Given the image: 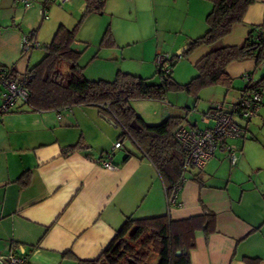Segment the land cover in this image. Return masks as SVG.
<instances>
[{
    "label": "crops",
    "instance_id": "0c3cea01",
    "mask_svg": "<svg viewBox=\"0 0 264 264\" xmlns=\"http://www.w3.org/2000/svg\"><path fill=\"white\" fill-rule=\"evenodd\" d=\"M31 1L32 6L23 10L13 0H0V65L18 74L43 56L34 51L21 55V38L26 32L42 30L49 41L60 24L73 27L85 9L82 0L69 1L66 10L53 9L48 0ZM135 1L105 0L103 13L84 18L74 42V48L82 52L80 59L94 48L90 60L81 64L79 59L84 76L87 63L102 60L117 66L97 71L98 78L85 76L87 79L110 81L122 71L157 81L154 59L159 51L177 56L174 63L184 65L173 66L171 76L178 83H187L197 73L195 63L211 48L198 46L182 53L191 39L206 31L205 16L211 3L141 0L157 16L156 29L145 45L138 29L117 22L126 12L138 10ZM41 4L50 10L47 20L37 14ZM109 15L117 17L116 21L109 20ZM107 25L116 44L108 48L100 46ZM252 28L264 37V0H255L242 22L234 24L214 46L241 45ZM163 31L168 35H162ZM178 47L183 49L180 55L173 52ZM119 60L135 66L123 71ZM225 70L232 82L228 90L211 86L199 91L198 99L172 91L163 100L135 99L130 106L147 125L184 117L182 125L210 126L200 116L215 102L233 112V105L244 96V74L264 91V61H231ZM106 110L73 106L36 111L17 103L1 116L0 257L13 254L22 257L24 264H77L96 259L129 217L140 220L167 215L178 220L208 211L216 218L214 233L196 235L190 264H245V259L264 264V103L258 116L246 125V135L227 141L236 147V165H230L226 146L219 147L204 168L187 171L179 206L171 207L155 166L128 135L119 137L122 127ZM126 139L133 151L126 148ZM118 140L120 148L112 151L113 169L92 162Z\"/></svg>",
    "mask_w": 264,
    "mask_h": 264
},
{
    "label": "trees",
    "instance_id": "16d2710c",
    "mask_svg": "<svg viewBox=\"0 0 264 264\" xmlns=\"http://www.w3.org/2000/svg\"><path fill=\"white\" fill-rule=\"evenodd\" d=\"M254 1L209 0L211 11L205 16L207 29L203 35L189 41L182 55L198 46L207 45L211 49L195 63L196 75L182 84L176 82L170 72L176 55L167 59V73L156 67L157 81L150 82V78L122 71H117L110 81L87 79L78 63L82 52L74 48V42L84 18L91 13H103L105 0H84L85 9L78 22L71 28L60 24L45 46L41 60L26 70L30 80L24 103L36 111L73 106H99L104 109L108 106L107 113L122 127L119 137L128 135L132 139L155 166L164 187L169 191L191 170L184 171V154L173 134L183 124L184 117H168L159 124L147 125L131 108L130 101L163 100L172 91L196 97L199 91L211 86L221 85L226 90L230 89L232 82L225 67L231 61H264V37L259 29L252 28L241 45H214L230 33L234 24L242 22ZM48 3L52 2L48 0ZM42 5L47 10L46 4L39 5L38 9ZM112 37L108 27L100 38V46H115ZM0 69L5 67L0 65ZM7 74L18 77V73L12 69L7 70ZM259 85L255 84V87ZM253 88L246 85L244 96ZM132 121L140 128H130ZM215 223L214 213L208 211L178 220L170 219L167 215L140 220L129 217L96 259L77 261V264H190L189 254L194 248L196 235L209 237L214 233ZM245 264H256V260L245 259Z\"/></svg>",
    "mask_w": 264,
    "mask_h": 264
},
{
    "label": "built area",
    "instance_id": "2783aa9c",
    "mask_svg": "<svg viewBox=\"0 0 264 264\" xmlns=\"http://www.w3.org/2000/svg\"><path fill=\"white\" fill-rule=\"evenodd\" d=\"M14 3L22 5L25 9L32 6L31 0H13ZM52 3L64 5L70 0H49ZM38 14L42 20L48 19L47 10L42 5L38 9ZM33 33L23 35L21 38V55L28 56L34 49L41 45L34 41ZM169 56L163 53L155 54L156 67L167 73L169 66L167 59ZM10 68L0 69V119L1 116L10 112L17 103L26 102L28 92L27 84L30 80V75L27 71L18 74L17 78H13L7 74ZM242 81L245 86H254L246 95L241 97L236 104L233 105V112L226 111L222 102L212 104L209 112L200 116V120L210 126L196 128L191 126H179L174 136L178 141L184 154V171L188 169L201 170L211 160L215 151L223 146H226L227 156L231 166H235L238 161L236 147L227 143L229 140L243 138L246 135V125L258 116L259 110L264 103V91L262 88L255 87L248 74H244ZM108 108V106L106 107ZM235 116V118H234ZM59 117V116H58ZM121 142L116 141L110 151L103 153L94 159L92 162L101 164L106 168L113 169L114 165L111 162L112 151L120 148ZM185 181L182 176L171 190L164 187L166 203L168 207L179 206L178 195ZM25 260L13 254L0 257V264H24Z\"/></svg>",
    "mask_w": 264,
    "mask_h": 264
},
{
    "label": "rangeland",
    "instance_id": "374dc122",
    "mask_svg": "<svg viewBox=\"0 0 264 264\" xmlns=\"http://www.w3.org/2000/svg\"><path fill=\"white\" fill-rule=\"evenodd\" d=\"M82 1H84V0H82ZM135 3L138 6V10L137 11H134L133 10L131 13H128L126 11H123V13H125V12L126 13L123 15V18H120L119 20L117 19V22H120L123 25H132V27L134 29H138L141 32V34H142L141 37L145 38V41H144L145 42V45H147L148 44V41H149V36L152 35V33L154 32V30L156 29V26L153 27V25L155 24V21H154L155 20V17H157L155 15L156 12L146 9L145 7L147 6V4L144 6L141 0H136ZM49 4L52 5L53 9H59V10H62L63 9V10H66L65 4L64 5H60L58 3H49ZM16 6H18V5H16ZM21 9L24 10L23 7ZM22 13H23V11H22ZM47 13L50 15L51 14L50 13V10H47ZM37 14H38V11H37ZM49 15H47V16H49ZM81 16L82 15H80V16L77 17V19L75 21L76 23L81 18ZM65 18H66V15H65ZM116 18L117 17H115V18L112 17L111 18L110 15L108 16V19L109 20L112 19V22L116 21ZM104 19H107V15L105 16ZM39 21H40V19H39ZM107 27H110V26L107 25ZM107 27L104 29V31L102 33V36H103L105 30L107 29ZM159 29L161 30V28H159ZM41 31L42 30H37L38 34H37V32H35V37H34L35 38L34 41L38 42L41 46L39 48H37V49H34L33 50L34 51L33 54H38L39 56L44 55V53H45V45L50 42V41H48L46 39V36L44 34H41ZM110 31H111V28H110ZM29 33H34V31H31L30 30V31L26 32L24 35H28ZM111 33H112V31H111ZM162 35H165L166 36L168 34H167L166 31H163V34ZM51 38L52 37H50L49 40H51ZM138 45H140V44H138ZM180 49H182V48L181 47H178V49H176L175 51H173L174 54H177L180 51ZM93 50H94V48H90L89 51L87 52V54H85V55H83V57H81V59H80V63L81 64H84V62H87L88 60H90V58H91V56L93 54ZM158 52L159 51H157L155 54H157ZM159 53H161V52H159ZM87 64H88V67L86 68V70L84 68V70H85V74H86L85 76H88V77L90 76L89 78H98V75L99 74L96 75V72L97 71H99V70L100 71L101 70L102 71L103 70L104 71H107L108 69H110V67L117 66L114 63H105L102 60H97L96 62H92V63L90 62V63H87ZM180 65H184V64L178 62V63H176L174 65V67L180 66ZM118 66H120L123 71L132 70V68H134V66H135V63H125V62L119 60L118 61ZM97 67H99L100 69L97 68ZM152 79H153V77L150 78V79H148V80L150 82H152L151 81ZM130 145H131L130 144V141L128 139H126L125 140V146H126V148H128V150H132V149L134 150V148H132L133 146H130Z\"/></svg>",
    "mask_w": 264,
    "mask_h": 264
},
{
    "label": "water",
    "instance_id": "95a60500",
    "mask_svg": "<svg viewBox=\"0 0 264 264\" xmlns=\"http://www.w3.org/2000/svg\"><path fill=\"white\" fill-rule=\"evenodd\" d=\"M182 50L183 49H180V51L177 54L180 55V52ZM129 126H130V128H133V129H139L140 128V126L138 124H136L135 121H132ZM179 253H180L179 251L176 252L177 255H179Z\"/></svg>",
    "mask_w": 264,
    "mask_h": 264
}]
</instances>
